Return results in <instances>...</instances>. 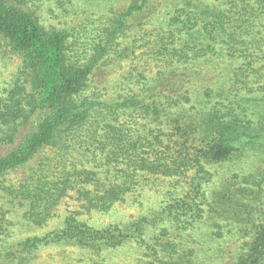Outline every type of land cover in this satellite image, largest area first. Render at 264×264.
<instances>
[{
    "label": "trees",
    "instance_id": "trees-1",
    "mask_svg": "<svg viewBox=\"0 0 264 264\" xmlns=\"http://www.w3.org/2000/svg\"><path fill=\"white\" fill-rule=\"evenodd\" d=\"M96 1L0 0V264H264V0Z\"/></svg>",
    "mask_w": 264,
    "mask_h": 264
},
{
    "label": "rangeland",
    "instance_id": "rangeland-1",
    "mask_svg": "<svg viewBox=\"0 0 264 264\" xmlns=\"http://www.w3.org/2000/svg\"><path fill=\"white\" fill-rule=\"evenodd\" d=\"M103 1V2H102ZM131 0H97L90 8V14L97 13L99 14L101 9H123L128 3H130ZM89 9V8H88ZM105 10V11H107ZM82 12L85 11V9H81ZM6 50V49H5ZM21 57L19 55H16L15 53H10L8 50L6 52H0V79L1 81L4 78H8L10 74L15 73L21 66ZM118 74H116L117 76ZM117 78V77H115ZM114 78V79H115ZM250 164V161H249ZM150 195H153L154 197L155 193L152 191L149 192ZM151 201H153L152 198H150ZM4 206L3 200L0 202V213L2 207ZM10 206V205H9ZM11 207V206H10ZM79 207V204L74 198L66 197L63 199L62 203L56 208V216L53 218L51 223L44 227V228H35L33 231H28L27 226L22 224L24 222V219L21 217L20 214H22V209L19 208L18 211H14V215H12L13 220L15 221V224L13 226V229L16 231L14 232V241H17L27 235H30L32 233H44L46 231H49L53 228H56L59 225V222L63 219V217L66 215V210L69 211V209H74ZM58 211V212H57ZM138 208L135 206H122V209L120 210V213H122L123 218L131 217L135 214H138ZM117 261V260H115ZM120 264H129L128 262H122L117 261ZM29 264H89L85 260V256L83 255L82 251L78 249H73L69 247H63V246H51V247H45L40 252H38L37 256L32 259L31 263ZM132 264H134L132 262Z\"/></svg>",
    "mask_w": 264,
    "mask_h": 264
}]
</instances>
